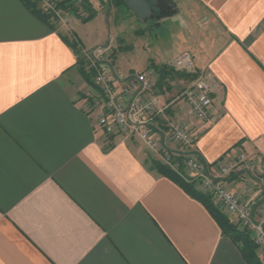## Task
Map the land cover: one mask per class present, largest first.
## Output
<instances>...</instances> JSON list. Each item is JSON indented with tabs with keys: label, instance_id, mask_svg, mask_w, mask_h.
Returning a JSON list of instances; mask_svg holds the SVG:
<instances>
[{
	"label": "crops",
	"instance_id": "crops-1",
	"mask_svg": "<svg viewBox=\"0 0 264 264\" xmlns=\"http://www.w3.org/2000/svg\"><path fill=\"white\" fill-rule=\"evenodd\" d=\"M159 1L146 20L113 2L117 19L152 31L165 25L170 38L174 32L181 38L146 70L115 74L150 69L159 79L156 66L192 52L210 86L215 121L199 120L183 100L175 102L177 85L166 80L193 82L177 74L156 87L169 107L155 120L184 123L210 171L239 151L256 159L251 173L236 167L223 184L258 217L264 207V0ZM68 31L74 33L49 25L23 0H0V264H249L242 244L209 209L153 168L152 158H159L143 141L108 134L99 124L98 87L83 75L64 37Z\"/></svg>",
	"mask_w": 264,
	"mask_h": 264
},
{
	"label": "built area",
	"instance_id": "built-area-1",
	"mask_svg": "<svg viewBox=\"0 0 264 264\" xmlns=\"http://www.w3.org/2000/svg\"><path fill=\"white\" fill-rule=\"evenodd\" d=\"M38 1L44 9L53 13L60 27L69 28L75 15L60 6L63 0ZM81 3L82 0H77V4ZM207 23V20L204 21L202 26ZM111 51L108 45L93 49L82 47L81 53L86 67L93 71V81L98 87L94 105L100 109L99 124L108 134L120 133L128 137H138L163 163L176 171H179V167L174 160L180 158L184 170L192 176L199 189L210 194L219 207L233 217L238 229L247 231L264 252V207L258 217L255 216L251 204L242 201L223 184L224 177L236 167L251 173L257 160L239 151L236 157L218 163L210 171L199 158L194 135L184 123L178 118L168 119L164 126L156 122L155 118L165 113L169 107L168 104H161L156 90L158 79L152 78L149 71L117 77ZM105 65L113 69L112 77L105 72ZM171 66L179 71L196 74V78L183 90L179 98L197 119L215 121L211 89L205 77L196 71L195 55L190 51L183 52L175 58ZM260 179L264 185V172Z\"/></svg>",
	"mask_w": 264,
	"mask_h": 264
},
{
	"label": "rangeland",
	"instance_id": "rangeland-1",
	"mask_svg": "<svg viewBox=\"0 0 264 264\" xmlns=\"http://www.w3.org/2000/svg\"><path fill=\"white\" fill-rule=\"evenodd\" d=\"M95 4H99L105 12L99 8L93 7L96 11L95 15L89 20H78V17H74L70 24V29L74 31H68L67 34H72L79 38L82 44L87 49H93L96 47L110 46L112 53L114 54V71L117 70L121 74H129L130 72L143 71L148 68L152 61L158 62L156 58L160 54L171 53L168 51V46L179 42L180 33L177 32L174 37V33L169 35L170 29L161 25L160 28H155L153 31L146 28L144 23L137 21H129L125 18L117 19V12L113 10L114 3L112 0H91ZM98 11V12H97ZM79 23V24H77ZM183 32L181 31V35ZM173 35V36H172ZM176 42V44L178 43ZM171 56V55H170ZM86 67V66H85ZM118 67V68H117ZM107 75L112 77L114 75L113 69L103 67ZM88 70V68L86 67ZM150 72V69H149ZM94 75H92V78ZM177 76H172L166 80L165 84H171L177 89L174 91L173 98L175 102L182 101L179 98L183 90L190 86L191 83L177 84ZM92 83V82H90ZM183 102V101H182Z\"/></svg>",
	"mask_w": 264,
	"mask_h": 264
},
{
	"label": "trees",
	"instance_id": "trees-1",
	"mask_svg": "<svg viewBox=\"0 0 264 264\" xmlns=\"http://www.w3.org/2000/svg\"><path fill=\"white\" fill-rule=\"evenodd\" d=\"M23 1L32 9L34 13L41 16L42 19L49 25L53 26L54 28L59 27L53 13L49 10L44 9L38 0ZM113 2H116L117 4V0H112V3ZM120 2L126 5L123 0H120ZM60 6H62L67 12L74 14L75 17H82V19L85 21L92 18L96 13L88 0H82V3L80 5L77 4V0H63L60 3ZM64 37L79 56V63L81 64V71L83 75L89 82H94L92 78L93 71L86 69V65L81 57L83 46L81 45L80 41L73 34L71 36L64 35ZM113 55L114 54L112 53V56ZM156 70L159 73L157 87L162 86L163 82L168 78V76L173 74L186 75L192 80L196 78L195 74L179 71L168 64L156 66ZM151 162L153 168H155L161 174L175 181L177 184L183 187L185 191L201 201L209 209L213 217L221 226L223 232L226 235L230 236L235 242H240L242 244L241 249L243 252V256L249 264H264V252L260 254L257 252V249L259 247L254 243L250 234L247 231H241L240 229H238L237 224L233 220H231L230 217L219 207L218 203L213 199V197L210 194H206L199 189L192 176L184 170L180 158H175L174 160V163L179 167V171L172 169L167 164L163 163L160 159L152 158Z\"/></svg>",
	"mask_w": 264,
	"mask_h": 264
},
{
	"label": "water",
	"instance_id": "water-1",
	"mask_svg": "<svg viewBox=\"0 0 264 264\" xmlns=\"http://www.w3.org/2000/svg\"><path fill=\"white\" fill-rule=\"evenodd\" d=\"M129 9L140 19L151 18L155 9L161 5L159 0H123Z\"/></svg>",
	"mask_w": 264,
	"mask_h": 264
}]
</instances>
